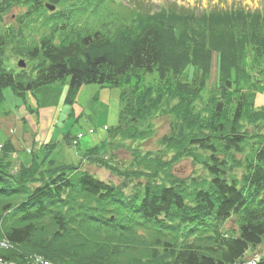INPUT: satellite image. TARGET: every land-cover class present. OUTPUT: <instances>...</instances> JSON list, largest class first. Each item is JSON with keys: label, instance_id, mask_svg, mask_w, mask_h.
I'll return each instance as SVG.
<instances>
[{"label": "trees", "instance_id": "1", "mask_svg": "<svg viewBox=\"0 0 264 264\" xmlns=\"http://www.w3.org/2000/svg\"><path fill=\"white\" fill-rule=\"evenodd\" d=\"M15 6L25 10L5 23ZM239 7L244 19L233 32L227 12L186 17L168 8V15H146L119 0H0V97L6 87L22 94L68 78L69 101L83 85L122 87L114 136L142 140L151 127L140 123L160 115L174 122L160 149L136 151L138 167L119 172V185L82 163L45 168L39 157L13 173L5 150L0 256L57 264H249L246 254L264 240V108H254L264 37L248 31V13ZM111 14L119 18L109 27ZM39 20L43 27L28 36ZM8 49L35 61L31 72L8 69ZM190 67L197 74L190 76ZM146 75L153 76L149 85ZM104 148L91 157L87 151L85 160L114 168ZM188 158L206 175L176 178L173 164ZM232 218L237 226L229 228ZM254 264H264V256Z\"/></svg>", "mask_w": 264, "mask_h": 264}, {"label": "rangeland", "instance_id": "2", "mask_svg": "<svg viewBox=\"0 0 264 264\" xmlns=\"http://www.w3.org/2000/svg\"><path fill=\"white\" fill-rule=\"evenodd\" d=\"M70 1V0H69ZM126 6H138L140 13L151 15L165 13L170 8L177 11L175 14H183L192 17L201 12L233 13L231 20L233 32L238 30L243 18L239 5L247 11L248 31L260 33L264 37V0H119ZM72 2V1H71ZM57 7H55L56 9ZM165 9V10H164ZM25 10L24 6H15L4 15L5 23H13L16 15ZM55 11V10H54ZM245 11V12H246ZM254 11H259L258 16ZM49 12H53L50 11ZM118 14H111L105 18L109 27L118 19ZM234 21V23L232 22ZM175 23L177 21L175 20ZM106 25V26H108ZM245 24H243L244 26ZM43 27L41 20L27 30L28 36L35 29ZM218 27V26H217ZM241 29V28H240ZM239 31V30H238ZM237 32V31H236ZM243 32V29H242ZM251 33V32H250ZM8 49L6 67L14 71L24 70L31 72L35 61ZM23 60L25 67L18 66ZM250 61V57H248ZM218 58L214 53L211 59V67L207 76L210 88L215 87L218 77ZM194 70L195 67H194ZM190 76L197 74L193 68H188ZM258 74L253 71L252 75ZM153 76H145V85H149ZM187 79L186 76L181 80ZM69 79L43 86L34 91L26 93L15 92L12 87H6L0 97V156L5 150H9L10 170L17 173L24 166H30L36 160L48 168L52 162L60 164H81L102 180L119 185L124 182V177L119 172L130 173L132 166L138 167L136 151H157L160 149L158 141L164 136L172 133L173 118L169 115L152 117L138 125L146 128L150 125L151 130L145 139L133 140L122 135L114 136L109 133L113 127L120 126V111L123 108L121 98L122 87L107 85L88 84L83 85L72 101L68 100ZM144 85V84H143ZM256 96L254 108H264V78L263 82L256 85ZM140 140V141H139ZM101 145L105 148L101 151L103 159L114 168L101 167L92 160H85L95 154V150ZM49 149L47 153L45 149ZM46 149V150H47ZM104 151V152H103ZM93 153V154H92ZM96 156V155H95ZM87 157V159H89ZM142 168V165H140ZM172 172L178 179L191 177H202L206 173L198 162L193 158L179 160L172 166ZM236 173L241 168L234 167ZM136 182V180L132 181ZM226 226L233 228L237 226L235 218L227 221ZM2 247V246H1ZM6 248V247H2ZM264 256V240L262 243L250 249L246 254L247 261L251 262Z\"/></svg>", "mask_w": 264, "mask_h": 264}, {"label": "built area", "instance_id": "3", "mask_svg": "<svg viewBox=\"0 0 264 264\" xmlns=\"http://www.w3.org/2000/svg\"><path fill=\"white\" fill-rule=\"evenodd\" d=\"M1 246L3 247H7L5 245V242L3 241L1 243ZM27 259V258H26ZM257 259L249 262V264H254V262L256 261ZM26 261V260H25ZM28 261V262H27ZM26 262H17V261H13V260H9V259H6L2 256H0V264H57V263H54L48 259H45V258H42L40 256H36V257H30V260L27 259Z\"/></svg>", "mask_w": 264, "mask_h": 264}, {"label": "water", "instance_id": "4", "mask_svg": "<svg viewBox=\"0 0 264 264\" xmlns=\"http://www.w3.org/2000/svg\"><path fill=\"white\" fill-rule=\"evenodd\" d=\"M46 8H48L50 11H54L55 10V6L54 5H50L49 3H47L46 5ZM18 66L21 67V68H24L25 67V62L23 60H20L18 62Z\"/></svg>", "mask_w": 264, "mask_h": 264}]
</instances>
